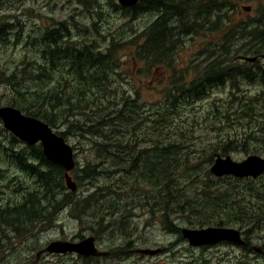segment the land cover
I'll list each match as a JSON object with an SVG mask.
<instances>
[{
	"label": "trees",
	"instance_id": "obj_1",
	"mask_svg": "<svg viewBox=\"0 0 264 264\" xmlns=\"http://www.w3.org/2000/svg\"><path fill=\"white\" fill-rule=\"evenodd\" d=\"M192 1L195 14L203 18L213 16L211 28H225V34L201 60L177 68V50L184 45L185 37L197 33L201 25L198 17L192 19L191 11L187 12ZM233 1L190 0L188 4L189 0H138L135 6L122 7L124 16L131 18L146 12L154 14L139 34L143 40L136 45V59L149 67H166L174 72L166 85L163 98L166 105L155 103L156 111L152 114L147 113V105L137 91L132 97L124 94L117 83L111 84V73L120 65L113 56V51L120 46V35L111 36L110 44L104 49L94 50L89 45L78 47L77 43H71L63 22H55L38 35L23 36L18 19L7 20L3 16L6 20H0V44L14 47L23 39L29 52L21 59L11 60L4 76L10 89L0 93V106H13L41 119L65 140L68 134L82 140L88 151L85 163L78 166L75 161L70 174L76 185L87 181L94 189L82 197L70 191L65 186V170L45 157L40 143L25 144L0 121V178H5L4 171L9 166L23 170L27 176L13 187L21 200L13 201V207L7 204L0 209V225L51 223L59 208L66 205L79 220L88 214L98 226L110 228L117 216L127 218L135 209L137 203L115 202L121 196L117 190L127 188L131 192L126 197L128 201L139 197L137 206L148 208L147 212L153 215L159 214L166 229L179 235L180 226L174 224L171 216H183L185 211L190 212V218H195L189 221V227L237 223L246 238L250 227L264 226L263 176L254 185L245 186L233 176L213 175L215 178L211 181H191L190 161V183L180 184L181 170L187 167L186 155L190 151L174 138V120H170V107L177 102L190 103L201 98L212 87L230 83L235 88L241 82L264 84V65L259 61L264 54V5L255 18L231 23ZM241 56L257 58L249 62ZM190 68L194 69L192 74ZM244 100L242 107L250 111L248 117L257 121L256 139L263 145L259 154L264 156V112L258 107L255 109L253 99ZM148 128L152 132L158 129L152 143L144 142L151 134ZM225 145L221 147V154L225 153ZM213 154L206 162L214 161ZM208 170L206 167L205 178L212 176ZM11 179L6 177L8 181ZM95 180H104V183L96 186L92 183ZM220 181H226L227 188L211 194L215 185L220 187ZM115 182H123L127 187L122 188Z\"/></svg>",
	"mask_w": 264,
	"mask_h": 264
},
{
	"label": "rangeland",
	"instance_id": "obj_2",
	"mask_svg": "<svg viewBox=\"0 0 264 264\" xmlns=\"http://www.w3.org/2000/svg\"><path fill=\"white\" fill-rule=\"evenodd\" d=\"M233 2L234 9L232 14L229 15L231 23L255 18L264 5L262 0H234ZM188 4H190V0ZM244 6H249L250 10H244ZM0 7L3 9L0 8V20H6L7 17V20L15 21L17 18L21 24L23 36L28 34L38 35L45 28L54 26V23L58 21L63 22L67 27L71 43H77L78 47L89 45L90 48L97 50L108 46L111 36L115 35L117 37L120 35L118 39L120 46L113 51V56L117 58L120 65L116 72L111 73V84L117 83L118 87L125 91L124 94H132V97L136 96L135 91H137L140 100L147 105L145 108L149 114L155 113V103H161L162 106L166 105V100L163 99L167 91L166 85H168L174 72L166 67H149L137 60L135 55L136 45L143 40V36H139V34L146 24L152 21L154 14L146 12L132 18L129 15L124 16L123 11H121L123 6L117 0H5L0 1ZM263 7L261 10H263ZM195 9L196 6L192 1L191 10L189 6L187 12L191 11L192 19L198 17L197 21L201 25L198 26L197 33L185 37L184 45L177 50L176 58L178 62L175 65L177 68H181L188 62L191 64V61L201 60L207 54L211 45L218 43L225 34V28L221 30L211 28L213 16L207 15L205 18L201 14L197 16ZM6 46V44H0V70H4L0 72V93L10 89V85L5 82L4 76L11 60L21 59L24 54L29 52V48L23 43V39L18 41L14 47L10 45L6 48ZM216 46L218 47V45ZM259 61L260 65H264V58H259ZM19 62L18 64H20ZM193 72L194 69L190 68V74ZM248 99L254 100L255 109L258 107L264 112V84L241 82L235 88H232L230 83H227L210 88L201 98L193 99L190 103L177 102L174 107H170L172 110L170 120H174L175 127L173 130L174 138L178 140L177 142L184 144L187 151H190L186 155L188 158L187 167L181 170L183 177L180 184L182 182L185 185L190 183V161L193 175L191 181L195 179L200 181L210 179L211 181V178H215L213 175L210 178H205L206 167L208 170L212 164L206 161L212 153H214L213 158L216 154L220 156L229 155L237 161L245 158V155L250 153L261 155L259 154L260 147H263V145L258 143V135L255 132L258 131L257 121L248 117L250 111L246 106L242 107L243 100ZM255 99L258 100L255 101ZM148 131L151 134L145 138L146 141L144 142H150L157 136L158 129H154V132H152L151 128H148ZM247 136L250 138L246 139ZM66 141L74 149V158L78 166H83L88 151L82 140L78 139L76 135L68 134ZM224 145L226 150L225 153L221 154V147ZM4 174L5 178H0V209L6 207L7 204L12 206V202L17 199L21 200V195L15 193L13 187L17 181L27 177L23 170L10 166L5 168ZM6 177H12V179L8 181ZM86 183L87 181H83L82 184H77L75 194L79 197L87 195L94 189L92 184L88 185ZM92 183L99 186L104 183V180H95ZM249 183L255 184L239 181L242 186ZM115 184L122 188L127 187L123 182H115ZM218 184H220V187L215 185L211 194L227 188L226 181H220ZM198 185L194 188L197 189ZM126 189L117 190L116 193L121 194V196H118L115 202H126L127 205L131 202L138 204L139 197L134 198L132 201L126 199L131 195V192L126 191ZM137 204L133 212L126 216L127 218L117 216L118 218H115L117 221L114 224L112 223L114 227L95 226L98 235L110 238L120 236L141 237L142 242L152 247L167 246L169 242L178 237V235L171 234L173 232L166 229L167 226L159 214L148 213V208L144 209L137 206ZM59 209L57 217L51 223L46 221L35 223L36 225L40 224L38 226L41 228H46L41 231L43 233L41 236L48 237L57 233L56 231H49V235L45 234L47 228L56 221L66 223L65 233L71 232L72 229L70 228L76 227L75 223H85L90 228L88 231H92V226L96 222L92 220L94 217L84 214L82 220H79L72 213V208L69 206L63 205ZM184 213L183 216H171L174 224L180 227H189L187 226L189 221L195 218H190V212L188 211ZM250 228V232L246 234L248 237L246 240L250 239L252 244L247 249L243 247L238 264H264V226L257 229ZM5 231H8L11 235V228L1 223L0 234ZM184 245L186 246V244ZM181 246L183 247V244ZM257 248L260 251H257ZM225 251L236 252L237 250L230 248V246L219 245L210 249L190 247V264H224L226 260L223 259L222 254ZM153 260L154 258L151 259V261ZM162 260L167 264H172L171 257H163Z\"/></svg>",
	"mask_w": 264,
	"mask_h": 264
},
{
	"label": "flooded vegetation",
	"instance_id": "obj_3",
	"mask_svg": "<svg viewBox=\"0 0 264 264\" xmlns=\"http://www.w3.org/2000/svg\"><path fill=\"white\" fill-rule=\"evenodd\" d=\"M261 176H264V171L257 177L236 178L239 181L253 183L257 182ZM75 224L76 227L70 228L71 232L65 233L66 223L56 221L47 228L45 234L49 235V231L57 233L48 237L41 236L43 234L41 231L46 228L39 227L40 224L39 226L24 222L9 224V227L12 226L10 227L11 235L5 231L0 237V264H167L162 260L167 256L171 257L172 264H190V247L210 249L218 245L230 246L237 250L236 252L225 251L222 254L223 259L226 260L224 264H235V261L238 264L244 247V244L229 241L191 246L187 239L182 237L181 228V236L171 233L178 237L169 242L167 246L152 247L142 242L141 237H100L95 227L98 226L96 223L93 224L92 231H88L90 228L85 223ZM14 225H20V227H14ZM221 226L239 229L248 247L252 244L250 239L246 240L243 230L237 223ZM147 248L155 249L156 252H144L143 250ZM257 251H260L259 248ZM152 258H154L153 261H151Z\"/></svg>",
	"mask_w": 264,
	"mask_h": 264
},
{
	"label": "water",
	"instance_id": "obj_4",
	"mask_svg": "<svg viewBox=\"0 0 264 264\" xmlns=\"http://www.w3.org/2000/svg\"><path fill=\"white\" fill-rule=\"evenodd\" d=\"M121 6H135L138 0H117ZM249 10V7H243ZM243 60L252 62L256 56H241ZM264 58V55H262ZM0 121L5 129L11 132L25 144L40 143L45 157L65 170V186L72 192L77 185L70 172L75 168L73 147L54 129L39 118L26 115L18 108L9 105L0 106ZM209 171L216 177L231 175L235 177H257L264 171V157L252 154L241 161L232 159L229 155H217L209 167ZM181 235L191 246L213 244L220 241L245 244L239 229L224 226H208L202 228L181 227ZM76 248V247H75ZM144 252L155 253V249H146Z\"/></svg>",
	"mask_w": 264,
	"mask_h": 264
},
{
	"label": "bare ground",
	"instance_id": "obj_5",
	"mask_svg": "<svg viewBox=\"0 0 264 264\" xmlns=\"http://www.w3.org/2000/svg\"><path fill=\"white\" fill-rule=\"evenodd\" d=\"M167 168V167H166Z\"/></svg>",
	"mask_w": 264,
	"mask_h": 264
}]
</instances>
